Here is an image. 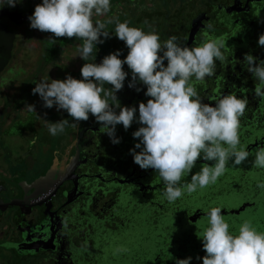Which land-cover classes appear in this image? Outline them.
Wrapping results in <instances>:
<instances>
[{
  "label": "flooded vegetation",
  "instance_id": "1",
  "mask_svg": "<svg viewBox=\"0 0 264 264\" xmlns=\"http://www.w3.org/2000/svg\"><path fill=\"white\" fill-rule=\"evenodd\" d=\"M40 3L42 0H22L15 7L0 8V264H124L129 261L125 254L132 257L131 252L132 264H162L172 257V243L161 239V230L172 233L183 221L196 223L207 213L194 209V202L205 205L228 200L242 196L243 190L250 193L249 200L259 196L264 168L253 167L254 155H250L238 166L229 161L215 184L169 203L158 173L140 168L129 151L138 142L132 134L141 126L139 122L133 121L127 130L117 124L115 135L120 142L114 144L92 114L73 127V118L66 110H57L55 105L44 107L32 89L41 76L65 79L62 67L65 74L82 79L84 63H100L118 49L123 60L128 48L114 34L118 22L128 21L145 32L155 30L161 42L176 36L189 47L202 44L207 33L211 38L226 39L222 49L225 60L216 61L215 75L193 82L203 102L213 106L222 94L247 96L240 139L241 145L254 153L264 147V98L254 95L259 81L247 71L243 60L245 54L264 60V46L257 43L264 33V0H111L107 14L93 17L94 21H113L106 26L110 38H102L94 59L90 56L88 61L76 55L83 40L52 39L50 32L43 37L40 30L29 26L28 17ZM36 34L39 40L47 41L46 53L52 51L57 57L45 59L44 55L33 77L32 65L23 66L15 60V49L20 38L30 43ZM68 43L69 51L76 54L65 51ZM27 56L24 54L26 63L33 64L34 57ZM123 68L128 75L124 87L116 92L117 99L121 106L138 109L139 103L150 98L145 95L146 86L137 82L129 87L131 70L127 64ZM104 87L108 90L111 85ZM28 104L34 105L35 112L27 110ZM62 119L70 122L64 132L51 135L47 124ZM16 139L19 145L6 146ZM204 163L213 162L198 158L184 179L190 180ZM145 227L148 233L139 234ZM181 234L191 239L196 233L190 229ZM139 236L142 244L151 247H138L135 252L132 241ZM193 240L192 246H199ZM121 247L126 251L118 252ZM162 252L167 254L163 259Z\"/></svg>",
  "mask_w": 264,
  "mask_h": 264
},
{
  "label": "clouds",
  "instance_id": "2",
  "mask_svg": "<svg viewBox=\"0 0 264 264\" xmlns=\"http://www.w3.org/2000/svg\"><path fill=\"white\" fill-rule=\"evenodd\" d=\"M21 2L0 0V8L15 7ZM110 5L111 0H42L28 17L29 26L50 32L56 38L83 40L76 55L88 61L90 56L94 59L97 44L104 42L102 38H110L106 26L113 21L93 19L107 14ZM114 34L127 46L126 57L122 60L118 49L103 57L100 63L86 62L80 69L82 79L68 75L63 80H40L32 92L39 94L44 107L55 105L57 110H66L73 118V127L79 121H87L92 114L114 144L120 142L115 135L117 124L127 130L133 121L139 122L141 126L132 134L138 142L129 151L140 168H152L158 173L165 186L163 195L169 203L185 193L190 195L215 184L229 161L238 166L254 155L252 166L264 168V147L253 153L241 145V117L249 103L247 96L222 94L213 106L203 102L193 82V79L203 82L215 75L216 61L225 60L222 49L226 47V39L211 38L206 33L204 42L196 47L179 43L176 36L161 42L155 30L145 32L130 26L128 21L116 23ZM257 43L264 46V33L259 35ZM243 62L259 81L254 95L264 98V60L245 54ZM124 64L131 70L128 86L135 87L141 82L146 86L145 95L150 97L146 103H139L138 109L121 106L116 96L128 75ZM105 84L111 87L105 90ZM26 107L35 112L34 105ZM69 123L67 119L50 122L48 131L53 136L63 133ZM198 158L213 163H204L199 171L191 174L190 180H185ZM258 186L264 187V183ZM221 210L217 206L206 213L208 226L199 236L206 253L202 264H264V232L248 220L243 221L236 233L230 232ZM117 251L126 249L121 247ZM191 260L190 256L177 259L176 264H190Z\"/></svg>",
  "mask_w": 264,
  "mask_h": 264
},
{
  "label": "rangeland",
  "instance_id": "3",
  "mask_svg": "<svg viewBox=\"0 0 264 264\" xmlns=\"http://www.w3.org/2000/svg\"><path fill=\"white\" fill-rule=\"evenodd\" d=\"M34 33L35 30H34ZM43 37L45 32H40ZM52 34V33H51ZM39 34H36V36H34L36 38L35 39H31L30 43H26L25 42V38L23 37L22 39L20 38V40H18L17 42V47L15 49V51L17 52L15 54V60L18 61V63L22 64L23 66H31L32 67V70H31V74L33 75V77L36 75V73L39 72L40 70V67L42 65V60L44 59V55H45V59H53L54 57H57L56 54H53L52 51H47V49H49V47H47L46 45L48 44L47 41H43V39H40L38 38ZM54 37V34H52L51 38L53 39ZM55 38V37H54ZM78 38H75V42L76 43H79V42H82V40L80 39V41ZM82 46V45H81ZM65 48V51H69L70 50V44H66L64 46ZM99 50V48H98ZM71 54H76L74 52H68ZM24 54L28 55V56H32L34 57L33 58V64H27L25 61V58H24ZM27 56V57H28ZM76 64V60L74 61ZM74 63V65H75ZM54 64H57L56 63V60H54ZM53 64V65H54ZM72 64H70V66H74ZM62 74L64 73V76H68V74H65V72L63 71V67L61 68V71H60ZM21 73V71H20ZM67 73V72H66ZM18 74V72H17ZM28 77V76H27ZM46 78H53V75L51 74H48L47 76L45 75V79ZM40 80H43L42 79V76H41V79ZM39 80V81H40ZM25 81V80H24ZM19 139H16L15 141L16 142H8L7 143V147H11V143L15 145H19V142L18 141ZM10 143V144H9ZM15 147V146H14ZM257 178H258V175H257ZM244 188V187H243ZM242 188V189H243ZM242 196H236V198L232 197L228 200H223V201H219V202H215V203H208V204H203L201 202H194L193 204V208L196 209V208H200L203 212H208L212 207H217V206H220L222 208V210H236L235 213H228L226 215H223L225 220L229 223V231L232 232V233H236L239 229V226L243 223V221L245 220H248V221H251L252 225L254 227H256V224L258 221H264V193H261L262 195H259L257 197H252V199H248V195L250 193H247L246 190H243L242 191ZM245 193H247V195H245ZM241 197V198H240ZM195 221V220H194ZM181 227H178L177 230H175L174 232L172 233H169L167 231H162L161 230V239L163 241H168V240H171L170 243H172V247H171V255H172V259H174V262H176L177 258H180L182 257L181 259H184V257L186 256V254L188 255V257L190 256L188 254V250L190 252V250L193 248L191 242L194 238V242L195 243H202V238L199 237L204 229L208 226V217L207 215H204L202 217H200L196 223L192 222V221H183L182 222V225H179ZM190 229H194V233L195 236L191 237V239H189V237L181 234V232H184L185 230H190ZM264 230V228H263ZM181 231V232H180ZM261 232V231H260ZM148 233V228L145 227L144 229L141 228L139 234H147ZM140 236L139 238L137 239H134L132 241V244H133V247H134V251L136 252L138 247H140L141 249L142 248H150L151 246L147 245L146 243L145 244H142L141 241H140ZM185 239H189L188 240V243H184ZM142 240V239H141ZM139 245V246H137ZM166 247V246H164ZM139 251V249H138ZM196 249L192 250V253H191V256L192 257V260L193 261L195 259V253H196ZM133 254L134 252H131V255L133 257ZM156 254V252L154 251L152 255ZM140 255V253H139ZM166 256L163 252H162V259L164 256ZM125 257H128L129 261H125L124 264H132L130 262V258L131 259H134L132 257H129V253L126 255L125 254ZM119 261H121V259H118ZM190 261V262H191ZM123 262V261H122ZM123 264V263H122Z\"/></svg>",
  "mask_w": 264,
  "mask_h": 264
},
{
  "label": "trees",
  "instance_id": "4",
  "mask_svg": "<svg viewBox=\"0 0 264 264\" xmlns=\"http://www.w3.org/2000/svg\"><path fill=\"white\" fill-rule=\"evenodd\" d=\"M262 192L261 193H264V187L262 188ZM259 194V195H262V194ZM258 231H261V232H264L263 228H264V221H258L257 224H256V227H255ZM195 243V242H194ZM195 244H198L199 246H194L190 252L188 250V254L191 256V253H192V250L196 249V255H195V259L193 261L190 262V264H202V257L206 254L204 249H203V246L200 245L199 243H195ZM188 257V255L186 254V256L184 258ZM182 257L180 258H177V259H181ZM162 264H176V262H174V259H172V257L168 258L167 261H165L164 263Z\"/></svg>",
  "mask_w": 264,
  "mask_h": 264
},
{
  "label": "water",
  "instance_id": "5",
  "mask_svg": "<svg viewBox=\"0 0 264 264\" xmlns=\"http://www.w3.org/2000/svg\"><path fill=\"white\" fill-rule=\"evenodd\" d=\"M261 141H262V139H261ZM262 142H263V141H262ZM234 212H236V210H235V211H234V210H230L229 212H225V211L222 210V215L225 214V213H234ZM199 215H200V214H198V216H196V217H193L192 220H196V218L199 217ZM203 215H206V213H204Z\"/></svg>",
  "mask_w": 264,
  "mask_h": 264
}]
</instances>
